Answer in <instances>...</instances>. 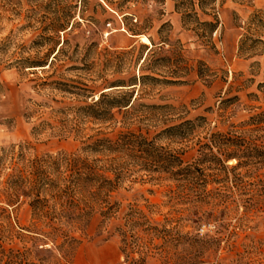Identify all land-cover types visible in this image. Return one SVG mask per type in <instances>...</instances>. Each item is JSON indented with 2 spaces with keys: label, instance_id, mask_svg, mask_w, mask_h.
Masks as SVG:
<instances>
[{
  "label": "rangeland",
  "instance_id": "1",
  "mask_svg": "<svg viewBox=\"0 0 264 264\" xmlns=\"http://www.w3.org/2000/svg\"><path fill=\"white\" fill-rule=\"evenodd\" d=\"M108 1L111 5L102 0H0V264H125L113 227L131 207L157 221L167 213L189 219L179 221V231L201 242L181 241L172 251L180 264L193 258L201 264H264V123L249 124L250 117L264 111L258 89L264 84V0ZM73 17L71 30H57L58 20ZM208 22L217 28L205 26ZM165 23L170 27L159 33ZM128 28L140 35H131ZM142 37L154 47L165 39L180 43L187 68L184 83L154 87L138 101V113L116 115L113 124L77 117V108L90 98L62 92L58 83L99 88L100 78L141 74L139 64L130 68L129 59L143 58L145 46L152 47ZM257 38L262 45L253 42ZM63 41L66 52L51 68L25 64L28 58L43 59ZM131 47L135 51L125 64L107 62L104 49ZM142 74L156 76L148 69ZM150 105L152 109L146 107ZM186 121L194 127L184 126L172 137L160 134ZM126 128L141 129L157 145L182 153L188 164L212 134L244 136L258 148L251 151L254 162L262 164L235 171L205 169L208 183L190 188L188 201L172 204L167 195L175 185L167 175L132 172L111 194V202L119 205L117 219L103 220L95 213L79 221L81 229L69 233L77 243L66 261L59 251L62 239H45L41 234L49 231L47 220L32 216L35 195L47 199L51 211L55 207L52 193L44 192L48 168L43 162L47 156L79 152L82 142L98 131L115 137ZM50 178L55 183L58 174L52 170ZM204 192L220 193L226 202L212 211L213 218L194 222L198 211H210L195 203ZM197 251L201 254L195 257ZM146 264L165 263L155 256Z\"/></svg>",
  "mask_w": 264,
  "mask_h": 264
},
{
  "label": "trees",
  "instance_id": "2",
  "mask_svg": "<svg viewBox=\"0 0 264 264\" xmlns=\"http://www.w3.org/2000/svg\"><path fill=\"white\" fill-rule=\"evenodd\" d=\"M102 1L111 5L108 0ZM73 19L74 17L58 20L57 30L65 31L68 28L71 30L74 24ZM204 25L211 30L217 28V23L208 22ZM166 26L170 27L168 23L162 24L158 32L161 33V30ZM126 31L133 36L140 35L135 29L128 28ZM148 40L152 44V40L150 38ZM253 42L263 44L260 38ZM65 43L66 41L61 42L57 49L48 52L43 59H26L25 64L28 65V68H51L58 57L66 52L63 48ZM242 43L243 40L238 48L239 54L242 51ZM160 44L159 47H154V44L150 48L145 46L146 52L143 58L137 56L135 59H129L130 68L139 64L138 72L141 73L139 75H130L127 78L114 80L100 78L98 80H102L99 85L101 91L97 90L99 88L95 86L69 87L66 83L61 82L58 83L60 87L57 89L76 97L90 98L89 103L77 108L76 116L88 119L93 123L100 125L116 123V115L119 114H122L123 117L134 116L138 113L136 110V107H139L138 101L148 96L154 87L183 84L182 78L187 75L180 43L170 44L165 39ZM166 46L168 48L164 49ZM134 51V47L121 51L104 49L107 62L115 63L118 66L125 64L128 60L127 57H132ZM71 69L79 68L72 67ZM145 69L150 70L156 76L142 74ZM258 89L264 100V84H259ZM146 107L152 109L153 105ZM122 123L127 127L131 126V123L124 121ZM261 123H264V111L250 117V125L258 126ZM184 126L192 128L194 123L186 121L184 124L168 126L160 134L165 133L172 137ZM253 146L252 141L244 136L212 134L207 143L199 146L195 162L188 164L183 161L182 153L157 145L154 140H149L146 135L142 134L139 128L136 131L126 128L119 131L115 137L106 136L98 131L82 142L79 152H62L55 156H47L43 162L48 168L47 173H44L43 188L46 194L52 193L50 197L54 201L55 207L51 211L50 207H47L48 200H40L35 195L36 197L30 202L32 216L39 220H47L45 226L49 231L41 235L45 239L54 241L61 238L62 246L59 247V251L62 250L64 259L68 261L72 245L77 243V240L69 234L70 230H80L79 221H83L95 213H98L103 220L117 219L119 205L111 202V194L132 172L142 171L146 174L167 175V179L173 181L175 185L174 190L168 192L167 203L172 204L176 200L188 201L190 196L187 191L190 188L208 183L207 176L204 175L205 169H215L218 172L228 169L235 171L254 164H262V161L254 162L255 156L251 154V151L258 148ZM232 159H235L236 163L229 167L226 163ZM52 170L58 174V181L55 183L50 178ZM197 199L195 203L210 208L209 213L206 211L199 213L198 211L199 216L194 215L196 218L194 222L198 223L203 219L213 218L212 211L226 202L225 196L212 192H204L198 195ZM182 219L167 213L163 215L162 221H157L137 207H131L130 212L125 214L120 222L113 227V234L119 240V251L125 264H146L149 258L155 256L164 260L165 264L172 261L171 264H180L178 263L180 258L176 255V251L174 254L172 251L182 244L181 241L201 242L197 236H190L189 233L182 234L179 231L178 224ZM173 247L175 248L172 249ZM197 252L194 254L195 257L201 254L200 251ZM182 264L201 263L193 258L192 262Z\"/></svg>",
  "mask_w": 264,
  "mask_h": 264
},
{
  "label": "bare ground",
  "instance_id": "3",
  "mask_svg": "<svg viewBox=\"0 0 264 264\" xmlns=\"http://www.w3.org/2000/svg\"><path fill=\"white\" fill-rule=\"evenodd\" d=\"M141 42L146 43V42H148V39L146 37H142Z\"/></svg>",
  "mask_w": 264,
  "mask_h": 264
}]
</instances>
